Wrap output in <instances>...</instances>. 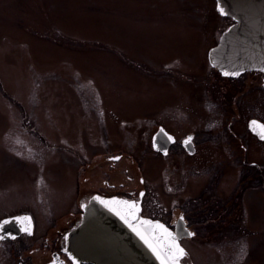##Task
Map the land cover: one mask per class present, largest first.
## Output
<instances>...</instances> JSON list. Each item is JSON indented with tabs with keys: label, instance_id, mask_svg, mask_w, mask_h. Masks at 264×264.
<instances>
[{
	"label": "flooded vegetation",
	"instance_id": "af4514ba",
	"mask_svg": "<svg viewBox=\"0 0 264 264\" xmlns=\"http://www.w3.org/2000/svg\"><path fill=\"white\" fill-rule=\"evenodd\" d=\"M217 44L205 49L206 66H179L183 64L176 57L159 65L162 73L171 74L179 95L194 100L195 109L185 119L171 114L161 122L149 114L126 117L109 113L98 119L110 112L107 107L112 99H85L88 105L66 99L63 116L70 135L79 143L76 147L62 137L55 141L60 134L42 133L38 137L45 148H39L38 154L18 153L19 159L29 163L31 159L37 167L27 168L32 179L24 183L35 204L29 207V198L27 207L0 216V224L9 221L0 228L4 237L0 245L8 246V255L18 264H92L69 257L67 236L82 226L84 209L94 199L139 206L133 227L142 219L158 221L184 250L200 231L208 240L216 235L224 242H239L244 235L255 236L250 248L256 243L264 245V74L249 71L237 77L223 76L208 57ZM198 104H202L205 118L216 107L218 120H207L202 129H192L189 122H193ZM90 115L97 124L84 122L82 116ZM81 120L83 129L77 124ZM25 121L26 128H41L37 119ZM184 121H188L187 128L181 129ZM91 127V137L106 141L116 134L121 144L88 153L81 143ZM155 137L159 150L153 146ZM189 137L190 144H185ZM57 168L64 171L63 185L44 186L43 172L56 180ZM49 205L53 210H48ZM185 251L181 263L192 264L191 254ZM38 253V262L33 263L31 257Z\"/></svg>",
	"mask_w": 264,
	"mask_h": 264
},
{
	"label": "rangeland",
	"instance_id": "374dc122",
	"mask_svg": "<svg viewBox=\"0 0 264 264\" xmlns=\"http://www.w3.org/2000/svg\"><path fill=\"white\" fill-rule=\"evenodd\" d=\"M231 24L218 15L215 0H0V216L27 207L32 199L24 189L32 179L26 170L37 167L18 153L33 155L45 148L39 134H60L55 141L62 137L77 147L63 116L66 99L87 105L85 99H112L110 112L98 119L107 113L149 114L161 122L171 114L185 119L195 109L194 100L179 95L171 74L159 65L174 57L179 66L208 65L205 49L217 44ZM196 110L189 128L218 120L216 107L206 118L202 104ZM82 118L87 125L97 124L91 115ZM26 119H37L41 128L24 127ZM77 124L85 126L82 120ZM93 132L91 127L82 137L88 153L121 144L116 134L103 141L91 137ZM43 173L44 186L63 185V169H56V180ZM201 232L184 245L192 264H264V245L249 247L255 236L224 242ZM7 247L0 245V264H18ZM39 256L31 257L33 263Z\"/></svg>",
	"mask_w": 264,
	"mask_h": 264
},
{
	"label": "water",
	"instance_id": "95a60500",
	"mask_svg": "<svg viewBox=\"0 0 264 264\" xmlns=\"http://www.w3.org/2000/svg\"><path fill=\"white\" fill-rule=\"evenodd\" d=\"M215 2L218 15L231 19L234 24L209 52L211 66L225 77L261 71L264 68V0ZM226 72L238 75H225ZM156 137L153 146L159 150ZM103 202L92 200L84 209L82 226L67 236L70 258L92 264H182L186 251L160 222L142 219L133 227L131 223L139 206L118 200ZM173 245L184 250L178 260L168 255Z\"/></svg>",
	"mask_w": 264,
	"mask_h": 264
},
{
	"label": "snow or ice",
	"instance_id": "6c2138e0",
	"mask_svg": "<svg viewBox=\"0 0 264 264\" xmlns=\"http://www.w3.org/2000/svg\"><path fill=\"white\" fill-rule=\"evenodd\" d=\"M221 14H225L223 12V10H221ZM261 71H264V68L261 69ZM225 75H238V73H224ZM255 123V122H253ZM262 139H264V136L261 137ZM171 139V138H169ZM191 142V137L188 138L187 141H185V144H190ZM143 195V194H141ZM101 203H104L103 201H101ZM9 223V221H4L3 224H7ZM3 224H0V228L3 227ZM162 227V226H161ZM28 234H31L30 232ZM191 235V234H190ZM3 236H0V239H3ZM168 255L173 259V260H178V258L180 256L184 255V250L182 248H180L178 245H173L172 247L169 248V252Z\"/></svg>",
	"mask_w": 264,
	"mask_h": 264
}]
</instances>
